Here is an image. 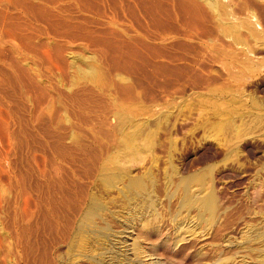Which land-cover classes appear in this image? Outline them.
<instances>
[{"label": "rangeland", "instance_id": "obj_1", "mask_svg": "<svg viewBox=\"0 0 264 264\" xmlns=\"http://www.w3.org/2000/svg\"><path fill=\"white\" fill-rule=\"evenodd\" d=\"M256 109L264 112V0H0V264H219L232 255L264 264L246 240L264 228ZM105 162L152 173L163 189L174 166L182 176L212 167L231 225L178 253L149 245L141 262L137 216L151 207L120 183L102 184ZM89 197L113 224L81 225ZM172 208L167 242L186 220Z\"/></svg>", "mask_w": 264, "mask_h": 264}, {"label": "bare ground", "instance_id": "obj_2", "mask_svg": "<svg viewBox=\"0 0 264 264\" xmlns=\"http://www.w3.org/2000/svg\"><path fill=\"white\" fill-rule=\"evenodd\" d=\"M208 1V0H207ZM210 3V2H209ZM214 3H211V5H213ZM208 5V4H207ZM214 6V5H213ZM212 8V7H211ZM215 8V7H214ZM193 10V9H192ZM216 10V9H215ZM222 10V9H221ZM45 12V11H44ZM213 13V12H212ZM217 15V14H216ZM219 17V16H217ZM243 22V21H242ZM219 23V22H218ZM224 23V22H223ZM248 23V22H247ZM253 24V23H252ZM228 25V24H227ZM226 25V26H227ZM222 28V27H221ZM224 28V27H223ZM230 28V27H229ZM233 31V30H232ZM226 33V32H225ZM241 35V34H240ZM259 36V35H258ZM239 37V36H238ZM241 41V40H240ZM228 45V44H227ZM231 46V45H230ZM222 50V49H221ZM74 53V51H73ZM228 53V51H227ZM232 54V53H231ZM218 55V54H217ZM120 57V56H119ZM220 57V56H219ZM235 59V58H234ZM86 63V62H85ZM80 66V65H79ZM89 67V64L87 65ZM91 66V65H90ZM251 67V66H250ZM249 69V68H248ZM83 70V69H82ZM94 68H88L85 70V73H91L94 72ZM87 71V72H86ZM99 72V71H98ZM101 72V71H100ZM89 74V75H91ZM98 75V74H97ZM94 76V74H93ZM96 76V73H95ZM110 76V75H109ZM236 77V76H235ZM94 80V79H93ZM102 80V79H101ZM99 82V81H98ZM98 84V83H97ZM103 84V83H102ZM75 85V84H74ZM127 86V85H126ZM86 87V86H85ZM133 89V88H132ZM221 88H219L220 90ZM228 89V88H227ZM107 90V89H106ZM239 90V89H238ZM82 91V90H81ZM216 91V90H214ZM222 91V90H221ZM234 91V90H233ZM108 92V91H107ZM239 93V92H237ZM127 95V94H126ZM54 96V95H53ZM87 96V95H86ZM121 96V95H120ZM124 99V98H123ZM229 100V99H228ZM233 100V99H232ZM236 100V99H235ZM97 101V100H96ZM238 101V99H237ZM253 101V100H252ZM239 102V101H238ZM261 102V101H260ZM58 103V102H57ZM231 103V102H230ZM236 104V103H235ZM256 104V103H255ZM24 105V104H23ZM65 105V104H64ZM245 105V104H244ZM62 106V105H61ZM137 106V105H136ZM134 106V108L136 107ZM223 106V105H222ZM238 106V105H237ZM242 106V105H241ZM129 107V106H128ZM218 107V106H217ZM239 107V106H238ZM236 107V108H238ZM246 107V106H245ZM256 108V107H255ZM133 109V107H132ZM217 109V108H216ZM234 109V108H233ZM258 109H260L258 107ZM126 110V109H125ZM129 111V109H127ZM149 110V109H148ZM227 110V109H226ZM235 110V109H234ZM240 110V109H239ZM257 110V109H256ZM16 111V110H15ZM216 112V111H215ZM243 112V109H242ZM241 112V113H242ZM249 112V111H248ZM246 112V113H248ZM258 112V110L256 111ZM260 114L261 112L264 114L263 111H259ZM258 112V113H259ZM137 113V112H136ZM238 113V112H237ZM239 113V114H241ZM257 113V114H258ZM55 114V113H54ZM65 114V113H64ZM239 114L237 115V117L239 116ZM256 114V115H257ZM107 115V114H106ZM146 115V114H145ZM236 117V114H234ZM251 115V114H249ZM60 116V115H59ZM83 116V115H82ZM126 116V115H125ZM134 116V115H133ZM242 116V114H241ZM243 116H245L243 114ZM66 117V116H65ZM117 117V115H116ZM247 118V115L245 116ZM256 117V116H255ZM232 117L230 116V119ZM243 118V117H242ZM245 118V119H246ZM251 119V117H249ZM235 118H233L234 120ZM238 119V118H237ZM236 119V120H237ZM241 119V118H240ZM243 120V119H241ZM56 121V120H55ZM253 121V120H251ZM135 122V121H134ZM141 122V121H140ZM230 122V121H229ZM234 122V121H233ZM250 121H246V123L248 124H244V126H250L249 124ZM254 123H256L258 126L259 124L264 125V117L262 115H257L256 119L253 121ZM147 123V122H146ZM157 123V121H156ZM225 123V122H224ZM238 123V122H237ZM236 123V124H237ZM61 124V122H60ZM134 124V123H133ZM141 124V123H140ZM229 125V129H228V125L225 129L232 131H235V133L238 132V130L240 129L241 133L242 130L241 128H243L241 125V128L236 127V124L234 125V123L231 122L227 123ZM239 124V123H238ZM242 124V125H243ZM123 125V124H122ZM124 126V125H123ZM122 126V127H123ZM144 126V125H143ZM239 126V125H237ZM254 126V124H253ZM136 127V126H135ZM150 127V125H149ZM162 127V126H161ZM160 127V128H161ZM148 128V126H147ZM220 128V127H219ZM247 128V127H246ZM253 128V127H250ZM258 128V127H257ZM138 129V128H137ZM244 129V128H243ZM248 129V128H247ZM255 129V128H254ZM140 130V128H139ZM153 130V129H152ZM259 130V129H258ZM225 131V130H224ZM229 131V132H230ZM90 132V131H89ZM222 132V131H221ZM226 132V131H225ZM230 132V133H231ZM244 132V131H243ZM114 133V132H113ZM151 133V132H150ZM234 132H232V134H235ZM240 132H238V135ZM146 134V133H145ZM228 134V132L226 133ZM126 135V133H125ZM124 135V137H126ZM131 135V134H130ZM119 136V135H118ZM128 136V134H127ZM123 137V138H124ZM131 137V136H130ZM235 136H233L234 138ZM238 137V136H237ZM119 138V137H118ZM121 138V139H123ZM134 138V137H133ZM132 139V137L130 138ZM130 139H128V137L126 138V140H124V142L126 141L128 143V150L129 146L131 147H135L136 145H134L133 143V139L131 140L132 142H128L130 141ZM136 139V138H135ZM150 139V138H149ZM72 140V139H71ZM112 140V139H111ZM114 140V139H113ZM128 140V141H127ZM138 140V139H136ZM231 140V138H230ZM244 140V139H243ZM115 141V140H114ZM119 141V140H118ZM135 141V140H134ZM158 141V140H157ZM228 141V140H227ZM136 142V141H135ZM154 142V141H153ZM160 142V141H159ZM225 142V141H224ZM230 142V141H229ZM233 142V141H232ZM232 142H231V146L232 147ZM119 143V142H118ZM117 143V144H118ZM126 143V144H127ZM133 143V144H132ZM125 144V143H124ZM136 144V143H135ZM153 144V143H152ZM188 144V143H187ZM225 145V144H224ZM119 146V145H118ZM121 146V145H120ZM187 146V145H186ZM189 146V145H188ZM125 147V145H124ZM133 147V148H134ZM148 147V146H147ZM146 147V148H147ZM154 147V146H153ZM156 147V146H155ZM158 147V146H157ZM226 147V146H225ZM229 147V148H230ZM123 148V147H122ZM121 148V149H122ZM127 148V147H126ZM126 148L124 151H126ZM137 150H138V144H137ZM152 148V146H151ZM191 148V146H190ZM234 148V146H233ZM124 149V148H123ZM122 149V150H123ZM139 149H143V148H139ZM155 149V148H154ZM188 149V148H187ZM135 150V148H134ZM136 150V151H137ZM175 150V149H174ZM183 150V149H181ZM185 150V149H184ZM232 150V149H231ZM91 151V150H90ZM132 151V150H130ZM135 152V151H134ZM127 151L125 152V155L127 156ZM130 153V152H129ZM133 153V152H132ZM142 153V151L140 152ZM139 153V155H140ZM228 153V152H227ZM230 153V152H229ZM235 153V152H234ZM238 153V152H237ZM122 154V153H121ZM124 154V153H123ZM134 154V153H133ZM132 154V155H133ZM119 155V154H118ZM117 155V156H118ZM124 155V156H125ZM130 155V154H129ZM131 155V156H132ZM138 155V154H136ZM179 155V154H178ZM228 155V154H227ZM94 156V155H93ZM113 156H115L113 154ZM121 156V155H120ZM123 156V155H122ZM135 156V154L133 155ZM234 156V155H233ZM116 157V156H115ZM129 157V156H127ZM209 157V156H207ZM122 158V157H121ZM120 158V159H121ZM125 158V157H123ZM132 158V157H131ZM238 158V157H237ZM129 159V158H128ZM127 161L125 162H128ZM102 160V159H101ZM110 160L107 159L106 161ZM209 160V158L207 159ZM202 161V160H201ZM236 162V161H234ZM99 163V162H98ZM108 162H105V165L103 164V167L100 171V181L102 180V184L104 183V185H106L107 187H110V189L113 187L115 188V185L117 186V183H120L126 191H124L123 189H121L119 186L117 188V190H120V192L124 193V194H129V195H135L136 197H140L142 198V202L144 204V202H146L147 204L149 203L151 209L145 213H139L137 216V219H139L140 225H138L140 227L139 230V234L138 237L135 240V244H134V249L133 252L136 256V258H139L140 260L142 259L141 256L144 254V249L146 247H148L149 245H153L152 249L154 252L157 253V251H162V250H167V251H173L175 250V252H182V248L184 245L186 244H191L192 242H197V240H201L203 237L205 238V236H212V237H220L223 228L226 227L228 224H230V219H231V214L228 212L230 206H226L220 197L217 194V191H215V187H213L211 185L210 181V174L214 172V170L212 171L211 168H207L203 171H198V172H194L192 171L190 174H187L185 176H182L180 174V172L174 167H172L171 172L170 169L169 171H167L169 177L166 178L168 179L166 184H169V188H162L158 182V179L156 177H154L152 175V173L150 174H144L143 175H132L129 173V171L126 170L125 166L122 167H117V166H112L111 164H107ZM113 163V160L112 162ZM238 163V162H237ZM249 163V162H248ZM129 164V163H128ZM147 164V163H146ZM167 164V163H166ZM173 164V163H172ZM232 164V163H231ZM116 165V163H115ZM120 165V164H117ZM140 165V164H139ZM172 166V165H170ZM243 166V165H241ZM132 167V166H130ZM180 167V166H179ZM100 168V167H99ZM206 168V167H205ZM239 168V167H238ZM244 168V167H243ZM128 169V167H127ZM130 169V168H129ZM215 169V168H214ZM211 170V171H210ZM153 171V169H152ZM209 171L211 173H209ZM151 172V171H149ZM246 172V171H245ZM263 172V171H262ZM148 173V172H146ZM154 173V172H153ZM156 173V172H155ZM166 173V175H167ZM157 174V173H156ZM155 174V175H156ZM160 175V173H159ZM158 175V176H159ZM167 175V176H168ZM184 175V174H183ZM95 176V175H94ZM211 179L213 180V178L211 177ZM264 179V178H263ZM262 179V180H263ZM259 180V179H258ZM257 180V181H258ZM261 181V180H260ZM259 182V181H258ZM161 183V182H160ZM260 183V182H259ZM163 184V183H162ZM161 184V185H162ZM264 184V183H263ZM259 185V184H257ZM261 186V185H260ZM174 187V188H172ZM215 188V189H214ZM262 190V189H261ZM261 190H257V191H261ZM264 191V190H263ZM80 194V193H79ZM120 194V193H119ZM163 194L165 195V199L164 200H160L158 199V197ZM94 195V194H93ZM112 195V194H111ZM262 195V193H261ZM89 196V195H88ZM92 196V195H91ZM110 196V195H109ZM262 197V198H261ZM91 198V197H89ZM88 198V199H89ZM226 198V197H225ZM261 201H264V194L262 196H260ZM108 199V198H107ZM133 199V198H132ZM224 199V198H223ZM258 199V198H257ZM57 200V199H56ZM135 200V199H134ZM254 200V199H253ZM113 201V199H112ZM252 201V200H251ZM260 201V202H261ZM89 202V201H88ZM140 202V201H139ZM258 202V203H260ZM110 203V202H109ZM239 203V201H238ZM256 203V202H255ZM88 204V203H87ZM118 204V203H117ZM142 205V204H141ZM146 205V204H145ZM178 206L180 207V209H182L181 212H184V216L185 219H197L199 222L198 223H194L193 221L191 222H186V220H184V222L182 223L181 221V232L179 233V235L177 236V238L175 239V241L171 240H166V238L164 239L163 236L164 235V231L167 230V223L165 222L167 217L169 216L168 212H165L167 210H171L174 209L172 208L173 206ZM264 204L262 203V206ZM236 205H234L235 207ZM117 207V206H116ZM124 208V207H123ZM140 208V207H139ZM249 208V207H248ZM122 209V208H121ZM125 209V208H124ZM136 209V208H135ZM178 209V208H176ZM179 209V210H180ZM233 209V208H232ZM230 208V210H232ZM235 209V208H234ZM178 210V211H179ZM238 210V209H235ZM234 212V210H232ZM180 212V213H181ZM231 212V211H230ZM237 212V211H235ZM264 212V211H263ZM240 212H238L237 214H239ZM236 214V215H237ZM243 214V213H242ZM173 216V215H172ZM179 216V215H178ZM235 215L232 214V217H234ZM82 219L81 225H94V226H99V225H111L113 224V220L114 218L110 215H108V213L104 210L103 207H101V202L99 200V197H92L88 206L85 208V211L83 213V215H81ZM112 217V218H111ZM237 217V216H236ZM2 218V217H1ZM243 218V217H241ZM112 219V220H111ZM116 219V218H115ZM133 219V218H132ZM170 219V218H169ZM172 219V217H171ZM170 219V220H171ZM183 219V218H181ZM233 219V218H232ZM235 219V218H234ZM168 220V219H167ZM236 220V219H235ZM264 220V219H263ZM18 221V220H17ZM135 221V220H134ZM117 222V221H116ZM178 222V220H177ZM233 222V221H232ZM231 222V223H232ZM236 222V221H235ZM133 223V222H132ZM170 223V222H169ZM193 223V224H192ZM176 224V223H175ZM172 225V224H171ZM231 225V224H230ZM236 225V224H235ZM133 226V225H132ZM137 226V225H136ZM229 226V225H228ZM138 227V228H139ZM173 228V227H172ZM171 228V229H172ZM229 228V227H227ZM116 229V228H115ZM128 229V227H127ZM132 231H135L133 228H131ZM232 229V228H231ZM170 230V229H169ZM250 231V229H249ZM168 232V231H167ZM225 232V231H223ZM249 232L248 236L246 238V240H248V246H247V251L251 254L255 255L258 257V259H260L259 262L264 263V228L261 231H258V229L256 230V232ZM202 234V235H201ZM78 236V235H77ZM214 239V238H213ZM229 239V238H228ZM227 239V240H228ZM177 240V241H176ZM226 240V241H227ZM157 241V242H156ZM156 242V244H155ZM217 242V241H216ZM230 242V241H229ZM233 243V242H232ZM173 244V245H172ZM194 245V244H193ZM218 246H216L215 250L216 251H220V246L219 244H217ZM229 245V243H228ZM228 247V246H227ZM186 248V247H185ZM88 249V248H87ZM105 250V249H104ZM184 250V249H183ZM214 250V248L212 249ZM211 250V251H212ZM166 251V253H167ZM222 251V250H221ZM209 252V251H208ZM165 253V252H164ZM184 253V252H183ZM211 253V252H210ZM215 253V251H214ZM219 253V252H218ZM115 256V255H114ZM104 257V256H103ZM254 257V256H252ZM102 258V257H101ZM144 258V257H143ZM235 256H226L225 258L222 259H218L220 262H218L219 264H236L235 262ZM137 260V259H136ZM185 260V259H184ZM237 260V259H236ZM134 261V259H133ZM132 261V262H133ZM139 261V260H138ZM153 261V260H152ZM160 261V260H159ZM158 261V263H160ZM142 262V260H141ZM146 262V261H144ZM149 262V261H148ZM155 262V261H154ZM245 264V260L243 258V260L241 262L238 261L237 264ZM140 264V263H139ZM145 264V263H142ZM149 264H156V263H149ZM216 264V262H215ZM247 264V263H246Z\"/></svg>", "mask_w": 264, "mask_h": 264}]
</instances>
